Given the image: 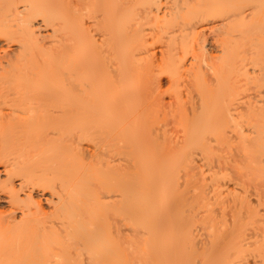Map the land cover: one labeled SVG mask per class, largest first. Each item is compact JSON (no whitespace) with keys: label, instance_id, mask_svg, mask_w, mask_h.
I'll return each instance as SVG.
<instances>
[{"label":"bare ground","instance_id":"bare-ground-1","mask_svg":"<svg viewBox=\"0 0 264 264\" xmlns=\"http://www.w3.org/2000/svg\"><path fill=\"white\" fill-rule=\"evenodd\" d=\"M169 1L0 0L18 45L0 53L1 264H264V0ZM220 16L221 55L201 58L197 26ZM165 39L167 106L148 59ZM159 107L176 138L147 124Z\"/></svg>","mask_w":264,"mask_h":264},{"label":"rangeland","instance_id":"rangeland-1","mask_svg":"<svg viewBox=\"0 0 264 264\" xmlns=\"http://www.w3.org/2000/svg\"><path fill=\"white\" fill-rule=\"evenodd\" d=\"M166 0H163V2H165ZM169 1V0H168ZM171 1H173V0H171ZM191 2H192V0H190ZM194 1H196V0H194ZM170 2V1H169ZM230 17L229 16H220V17H216V18H214V19H211L209 22H210V24H209V22H203V23H199L198 24V26H197V30H199V32H200V34L201 35H199L198 36V46L196 47V49L198 50V48H199V50H202V52L200 51L198 54L201 56V58L202 57H206L207 59H208V56L209 57H211V56H213V58H215L216 59V57H219L220 55H221V47H220V44H219V39H220V37H221V35L223 34V32H224V29L222 28V24H224L225 23V21L227 20V19H229ZM39 22V21H38ZM224 22V23H223ZM214 25V26H213ZM218 25V26H217ZM220 26V27H219ZM219 27V29L220 30H217L216 28H218ZM199 28V29H198ZM202 28H203V30H202ZM209 28V29H208ZM214 28V29H213ZM44 30H40V33L41 34H39L40 36H43V35H45V36H47L46 34L47 33H49V29L47 30V29H45V28H43ZM202 31H201V30ZM206 29V30H205ZM210 30H212L211 32H210ZM214 30H215V32H214ZM45 31H47V32H45ZM205 31V32H204ZM218 31V32H217ZM221 31V32H220ZM223 31V32H222ZM210 32V33H209ZM214 32V33H213ZM221 34H220V33ZM43 33V34H42ZM216 33V34H215ZM218 33V34H217ZM215 35V36H214ZM201 36V37H200ZM213 37H215V39L213 38ZM99 41H100V39H101V37H98L97 38ZM42 40H44L43 39V37H42ZM102 40V39H101ZM2 44L0 45V53L2 54V58L1 59H3V61L4 62H7V60H9V59H7L5 56L6 55H8V57L9 58H12L13 56H14V54L15 55H17V47L16 46H18L17 44H15V41H13V40H6V39H3L2 38ZM45 41V40H44ZM46 41H47V39H46ZM164 41H166L165 43H164ZM203 41V43H201ZM165 45H164V44ZM168 43H170L169 42V40L168 39H165V40H163L162 41V43H159V42H157V43H153V46L151 47V56L148 58V59H150V61L152 62V69H151V74H152V77H153V75H154V85H155V87H154V89H155V92L157 93V95L158 96H160V97H158V96H156V98H162L164 101H165V104H166V106L169 104L168 103V101H170L171 100V98H172V91H171V82H170V80H169V78L165 75V74H162V73H160V72H158V70H157V65H158V63L160 62V58L162 57V53L164 54L165 53V51H166V48H167V45H168ZM4 44V45H3ZM9 44V45H8ZM12 44H14V45H12ZM5 46V47H4ZM163 46V47H162ZM165 46V47H164ZM206 47V48H205ZM6 48H8V49H6ZM156 50H155V49ZM161 50H160V49ZM2 49V50H1ZM3 49H4V51H3ZM14 49V50H13ZM16 50V51H15ZM158 50V51H157ZM163 50V51H162ZM203 50H204V52H203ZM218 50H219V52H218ZM15 51V52H14ZM2 52H4V53H6L5 54V56H4V53H2ZM159 52V53H158ZM14 53V54H13ZM158 53V54H157ZM204 53V54H203ZM214 53V54H213ZM0 54V55H1ZM157 54V55H156ZM212 54V55H211ZM11 55V56H10ZM211 55V56H210ZM3 56L6 58H3ZM190 56V57H189ZM153 58V59H152ZM188 58V59H187ZM190 58V59H189ZM206 58H204L203 60L205 61V63L202 61V60H200V62H198L196 65L197 66H200V67H202V66H204L205 64V66L204 67H208L207 69L205 68L204 69V67H203V71H205L206 72V74L207 73H209L208 75L209 76H211L210 74H211V67H212V65H213V61H214V59H212V61H211V58H210V61H208V60H206ZM5 59V60H4ZM192 56H191V54L189 55H187V57H186V67H187V69H189V67L191 66L190 65V63H192ZM156 61V63H154ZM159 61V62H158ZM158 62V63H157ZM201 62L203 63V64H201ZM217 62V60H215V63ZM214 63V64H215ZM190 65V66H189ZM154 66H155V68H154ZM210 66V67H209ZM250 71L251 72H254V74L255 75H257L256 73H258L257 72V70L256 71H254L253 70V68L251 67L250 68ZM157 72H158V74H157ZM156 74V75H155ZM208 75H207V77H208ZM187 76V75H186ZM185 75L183 76V80H182V85H181V89L182 90H184V85H186L187 84V82L189 81V79L187 80V78H188V76L186 77ZM155 78H157V79H155ZM157 81V82H156ZM160 82V83H159ZM168 82H169V84H168ZM158 84V85H157ZM161 87V88H160ZM163 87V88H162ZM167 88V89H166ZM169 88V89H168ZM158 89V90H157ZM159 90L161 91L160 93H159ZM164 91V92H163ZM5 92V91H4ZM162 95V96H161ZM56 98H54L53 100H55ZM52 99H50V100H48V101H46L45 103H43V106L44 107H39V112L41 113V114H45V115H47V114H50L51 112V114L52 115H54L55 117L56 116H59L58 114H59V107L62 105L61 103H59L60 101L58 100V99H56V101H53ZM58 100V101H57ZM54 102H56L55 104H53ZM171 102V101H170ZM45 104V105H44ZM60 104V105H59ZM49 107H48V106ZM53 105V107L52 108H54V109H51V106ZM144 105V107H143V111H144V109H151V108H147V107H145L147 104H143ZM55 106H56V108L58 109H55ZM47 108V112L46 111H44L45 109H43V108ZM2 108V106H0V114L2 115H4V114H8L9 115V111L10 110H12V108L10 107V106H8V105H3V110L1 109ZM163 108H161V107H159L158 109H157V113H155V112H150V113H152L153 115H155V116H151V114L148 112V113H144L143 112V115L144 114H146L145 116L146 117H143V118H147V117H150V118H147L148 119V123L147 124H149V127H151V130H153V133H154V131L156 132V136L158 137V136H160V138H161V133L163 134V131L161 132V130H163V128L164 127H166L165 129H166V131H167V129L168 130H171V131H169L168 133L169 134H171L172 133V128L175 126V125H173V121L172 120H169V119H167L166 121H165V117H164V115H163V110H162ZM41 110V111H40ZM43 110V111H42ZM49 110H51L50 112H49ZM56 111V113L55 112H53V111ZM142 110H141V112H142ZM58 111V112H57ZM145 111H147V110H145ZM4 112V113H3ZM12 111H10V113H11ZM138 112H140V108L138 109ZM161 115H160V114ZM150 114V115H149ZM0 115V116H1ZM160 116V117H159ZM157 118V121H156V118ZM146 119V120H147ZM151 123H150V122ZM154 121H156V122H154ZM5 122V121H4ZM156 123V124H155ZM172 123V124H171ZM160 124H163V128H161L162 126L160 125ZM166 124V125H165ZM168 124V125H167ZM161 126V127H160ZM172 126V127H171ZM158 129H157V128ZM160 127V128H159ZM155 128V129H154ZM174 129H176V128H174ZM14 130V129H13ZM12 130V131H13ZM40 131H42V130H45V127H44V129H43V127H42V129H39ZM177 131H178V129H176ZM176 130H174L175 131V134H176ZM15 131V130H14ZM39 131V132H40ZM165 131V130H164ZM161 132V133H160ZM16 134H17V132H15ZM13 134V136H14V138H17V137H20L21 135V133L20 134ZM160 133V134H159ZM178 133V132H177ZM22 134H24V133H22ZM159 134V135H158ZM12 135V134H11ZM12 136V137H13ZM24 136V135H23ZM26 136V135H25ZM24 136V137H25ZM171 136H174V132L171 134ZM176 137H177V135H175ZM174 136V137H175ZM174 137H172V138H174ZM175 137V138H176ZM18 139V138H17ZM20 139V138H19ZM18 139V140H19ZM16 140V139H15ZM80 145H82V146H80L79 148H80V150L82 151V153H83V158H85L84 160L85 161H89V159L91 158V155H92V152H94V147H93V145L92 144H90V143H88V142H81V144ZM81 148H83V149H81ZM94 154V153H93ZM86 156V157H85ZM121 157V156H120ZM117 158H119V157H117ZM199 158L200 157H198L197 158V160H199ZM53 159V158H52ZM87 159V160H86ZM124 160V159H123ZM122 160V161H123ZM126 160V159H125ZM123 161V162H121L120 161V159H117V162L118 163H116V165H120L121 167L120 168H122L123 166L122 165H124V168L126 169L127 168V160L126 161ZM203 162V163H202ZM197 163V162H196ZM200 164V165H199ZM128 165H130V166H132V164L131 163H129ZM205 163H204V161H202L201 160V162H200V160L198 161V163H197V166H202V170L203 171H206V173L208 174V171L207 170H209V167H205V166H207V165H205ZM130 168V167H129ZM201 168V167H200ZM205 168V169H204ZM207 168V169H206ZM234 177H232V179H233ZM230 185V186H229ZM236 186V185H235ZM227 187H228V189L227 188H225L224 187V191L225 192H229V191H233V190H235V192H237L236 191V189L238 188L237 186L236 187H234V184L231 182V183H228L227 184ZM231 189H230V188ZM236 188V189H235ZM225 189H227V190H225ZM184 191V189L183 188H181V191ZM185 191H186V189H185ZM38 194V195H37ZM183 193H181V195H182ZM37 195V196H36ZM47 196V197H46ZM44 195V194H42V192L41 191H37L36 193H35V195H34V198H35V200L37 201L38 200V202H40V204H41V207H42V209H43V211H47V212H50L51 211V207L53 208V205L51 204V203H49L48 201H46V199H49V196L48 195ZM251 200V201H250ZM256 200V201H255ZM249 201H250V204L252 205V207H254V208H258L257 209V211L259 212V213H257L258 214V218L259 219H261L260 221H261V223L263 222V219H264V199H261L260 200V202H259V199L257 198V197H255V196H252L250 199H249ZM254 201H255V203H254ZM254 204V205H253ZM259 205V206H258ZM263 207V208H262ZM8 209V207L6 206V205H0V211H5V210H7ZM244 212V211H243ZM263 213V214H262ZM18 217H20V215H17ZM230 218H231V215H230ZM252 231H250L249 232V234L251 233ZM253 233H251V235H252ZM5 253H3L1 256H0V258L2 257H4L5 255H4ZM10 255V254H9ZM8 255H6V257H7ZM10 257V256H9ZM13 257V256H12ZM14 258H15V255H14V257H13V260H14ZM2 259H0V264L3 262V260L1 261ZM6 260L7 261H9L10 259L8 258H6ZM13 260H12V258H11V260L10 261H12L13 262ZM16 260V259H15ZM18 262H20L19 260H17ZM7 263V262H6ZM9 263V262H8ZM7 263V264H8ZM17 263V262H16ZM15 262H14V264H16ZM21 263V262H20ZM4 264V263H3ZM19 264V263H18Z\"/></svg>","mask_w":264,"mask_h":264}]
</instances>
